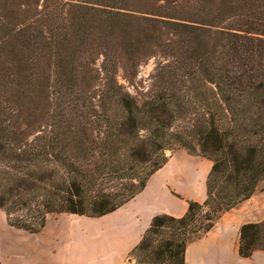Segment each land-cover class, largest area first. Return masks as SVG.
<instances>
[{
	"label": "trees",
	"instance_id": "16d2710c",
	"mask_svg": "<svg viewBox=\"0 0 264 264\" xmlns=\"http://www.w3.org/2000/svg\"><path fill=\"white\" fill-rule=\"evenodd\" d=\"M156 57L139 90L138 68ZM176 149L211 163L205 200L154 216L126 264H184L187 246L264 182V0H0L10 228L37 235L49 215L111 214ZM255 251L264 220L239 228V257Z\"/></svg>",
	"mask_w": 264,
	"mask_h": 264
},
{
	"label": "crops",
	"instance_id": "0c3cea01",
	"mask_svg": "<svg viewBox=\"0 0 264 264\" xmlns=\"http://www.w3.org/2000/svg\"><path fill=\"white\" fill-rule=\"evenodd\" d=\"M180 156L178 165L182 161L194 163L193 157ZM170 164L154 173L145 188L132 200L100 218L49 215L43 230L37 235H29L10 228L0 211V233L8 235L0 237V264H6L5 257L9 255H15L16 264H125L128 253L139 243L154 216L166 214L178 218L186 212V201L203 203L205 200V181L209 171L202 173L195 169L191 173L181 166L180 169L169 170ZM210 167L208 162L209 170ZM181 183L188 184L185 190ZM198 188L201 189L200 198L196 196ZM253 198L254 195L243 204ZM263 218L264 212L260 208L247 212L235 208L223 214L211 231L187 246L184 264H264V251H255L248 259L238 255L239 228L244 224L258 223ZM91 220L103 223L99 233L105 241L82 230L77 233L76 247H72V232L65 231L61 226ZM19 232L24 233L21 234L23 240H28L13 247L9 237Z\"/></svg>",
	"mask_w": 264,
	"mask_h": 264
},
{
	"label": "rangeland",
	"instance_id": "374dc122",
	"mask_svg": "<svg viewBox=\"0 0 264 264\" xmlns=\"http://www.w3.org/2000/svg\"><path fill=\"white\" fill-rule=\"evenodd\" d=\"M160 58L156 57V58H151L146 60V62L144 64H142L139 68H138V74H137V78H136V84L135 86L139 89V90H146L149 87L150 84V76L152 75L154 68L156 66V64L158 62H160ZM100 63V59L99 61H97V65ZM117 80L120 84L124 85V86H128L127 83L125 82V80L123 79V72L122 70H118V76H117ZM128 89L130 90V92H132L133 90L128 87ZM180 155H183V157H193L194 163L189 164L188 162L182 161L180 162L178 165V162L181 160L180 159ZM166 156L169 157L168 158V162L166 163V165L170 162V166L168 167L169 170L170 169H180L179 167L181 166V168H185L186 170L188 169L189 172H193L195 169L200 170L202 173H204L205 171H209V168H207L208 165V160L199 157V156H192L189 155L187 152H185L182 149H176L174 151H170V152H166ZM187 183H181L180 186L182 187L183 190H185L187 188ZM183 192V191H181ZM172 194H174L175 196H178L177 194L171 192ZM196 196L198 198H200L202 196L201 194V189L198 188L197 192H196ZM178 198H180V196H178ZM192 201V200H190ZM196 202V201H195ZM262 209V211L264 212V182L259 186L258 190L256 191V193L254 194V198L245 204H240L238 207H236V209H241L242 212H247L249 209ZM75 219H77L75 217ZM264 218L261 220L263 221ZM260 221V222H261ZM259 223V222H258ZM65 231H69L72 232V238H71V243H72V247H76L77 245V233L79 231H84L87 232L89 235L93 234V236L100 238L101 233L100 230H102L103 228V223L97 220H91V222H86V221H81V223H74L73 225L69 226L68 223L67 224H63L61 226ZM3 231V230H2ZM21 234H24L22 232H19L18 235L17 234H12L10 242L12 243L13 247H15V245H21L23 242L25 243V241H27V238L21 237ZM98 234V235H95ZM76 235V236H75ZM3 236L7 237L8 235L4 234L3 232L0 233V237L2 238ZM96 239V238H95ZM101 241H105L103 240V237L100 238ZM32 241L30 242L29 246L31 245ZM27 245V244H25ZM105 247V245H104ZM5 256V255H4ZM128 256V255H127ZM7 263L8 264H16L17 263V259L15 257V255H9L7 257ZM127 258V257H126ZM6 263V264H7ZM125 264H126V259H125Z\"/></svg>",
	"mask_w": 264,
	"mask_h": 264
}]
</instances>
